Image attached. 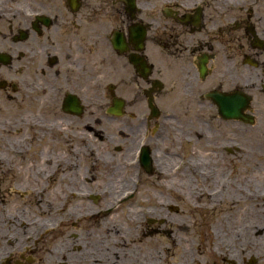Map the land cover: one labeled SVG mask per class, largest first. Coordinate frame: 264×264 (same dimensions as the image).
<instances>
[{
    "label": "flooded vegetation",
    "instance_id": "af4514ba",
    "mask_svg": "<svg viewBox=\"0 0 264 264\" xmlns=\"http://www.w3.org/2000/svg\"><path fill=\"white\" fill-rule=\"evenodd\" d=\"M221 171L264 206V0H0V264H155Z\"/></svg>",
    "mask_w": 264,
    "mask_h": 264
},
{
    "label": "rangeland",
    "instance_id": "374dc122",
    "mask_svg": "<svg viewBox=\"0 0 264 264\" xmlns=\"http://www.w3.org/2000/svg\"><path fill=\"white\" fill-rule=\"evenodd\" d=\"M253 145L257 144V141H252ZM219 166L225 164L219 157ZM252 161L254 156L251 157ZM257 160V159H256ZM224 162V163H223ZM225 168V167H224ZM226 176L224 171L215 173V182L213 184L202 181V185L199 186V190L188 186L186 192H190L186 201L182 202L179 206H172L170 209L167 206L161 205L158 201H154L155 207V231L153 235L147 237L146 243L139 242V250L148 249L153 250L155 264H207L213 262V257L210 255L213 252L204 250L205 246H211L213 241L219 240L217 238H209L207 236V230H220L221 232H227V230L240 229L244 227L246 221H250L254 218L253 207L257 206V202L252 201H240L237 198L229 199L227 194L232 195V188L227 184L225 187L219 183L221 177ZM216 188L212 193L213 196H206L205 188ZM150 190L146 187L138 191L136 195L135 203H138L141 207L149 204L147 200ZM156 191V189H155ZM154 191V192H155ZM157 192V191H156ZM170 194H176L174 191H168ZM192 192L197 193L200 197V202L196 201V197ZM209 192V190H207ZM184 195V194H182ZM217 195V196H216ZM195 198V199H194ZM214 198V199H213ZM196 203V204H191ZM261 224L253 229L252 234H260L259 230L263 229L264 219L263 211L264 206L261 205ZM159 218V219H158ZM204 223V229H203ZM211 233V232H210ZM206 234V236H205ZM229 235V233L227 234ZM262 239V238H261ZM236 241L238 238L235 239ZM253 240V237L250 238ZM243 239L241 240V243ZM239 244L238 241L236 245ZM244 244V242H243ZM242 245V244H241ZM204 246V247H203ZM219 256H226L224 252L218 254ZM227 258H219L218 264H226Z\"/></svg>",
    "mask_w": 264,
    "mask_h": 264
},
{
    "label": "bare ground",
    "instance_id": "6f19581e",
    "mask_svg": "<svg viewBox=\"0 0 264 264\" xmlns=\"http://www.w3.org/2000/svg\"><path fill=\"white\" fill-rule=\"evenodd\" d=\"M227 197L229 199H231L232 195L231 194H227ZM252 210H254V218L251 219L250 221H246L244 223V227H239L240 229H236L235 230H227V232L229 233V235H227L228 233L226 232H221L220 230H213L209 231V229L207 230V236L209 238H217L220 239L217 241H213L211 246H205L206 251L209 252H213V253H219L222 254V252H224L225 254H227V252H230L233 247L236 250H241L243 246H250L252 251H254V248H257L259 246L260 243V239L262 237V234L255 235L253 232V229L258 227L261 224L260 221V217H261V206L260 204H258L257 206L253 207ZM203 229H204V223H203ZM204 232L206 233L205 229ZM211 232V233H210ZM206 236V234H205ZM253 237V240L251 241L250 238ZM236 238H238V243L235 240ZM243 239V242L241 243V240ZM242 244V245H241ZM204 247V246H203Z\"/></svg>",
    "mask_w": 264,
    "mask_h": 264
}]
</instances>
